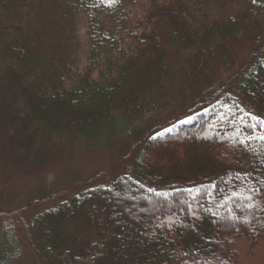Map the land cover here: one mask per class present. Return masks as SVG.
I'll return each mask as SVG.
<instances>
[{
  "label": "trees",
  "instance_id": "1",
  "mask_svg": "<svg viewBox=\"0 0 264 264\" xmlns=\"http://www.w3.org/2000/svg\"><path fill=\"white\" fill-rule=\"evenodd\" d=\"M187 1L59 0L54 32L66 44L56 53L35 29L41 0H0L7 161L38 168L58 136L134 141L107 183L28 218L57 195L40 185L19 210L0 212V264H18L25 249L34 264H264V20L247 1L232 23L195 29L179 21ZM239 23L259 32L229 83L208 97L193 91L165 124L144 120L181 95L163 46L185 65L203 50L225 56Z\"/></svg>",
  "mask_w": 264,
  "mask_h": 264
},
{
  "label": "rangeland",
  "instance_id": "2",
  "mask_svg": "<svg viewBox=\"0 0 264 264\" xmlns=\"http://www.w3.org/2000/svg\"><path fill=\"white\" fill-rule=\"evenodd\" d=\"M247 1L251 2L249 8H256L260 18L264 20V0H188L186 2L188 10L182 14L179 21L195 29H201L212 22H218L221 26L225 20L235 21L233 19L235 12L242 9V6L245 10L246 5L243 3ZM58 5L59 0H41L38 5V12H33L35 29L39 33L45 32L44 36L49 38L45 43L56 47V53L60 51L62 45L66 44V39L62 37L61 33L59 32L58 35L54 32V30L58 32L55 28L60 13ZM257 19L255 18V21ZM4 22L7 23V20L4 19ZM173 23L174 20L169 19L160 28V37L166 38L169 31L167 29L172 28ZM242 27V24L239 23L237 28L240 31L235 39L225 41L227 55L219 56L216 54L210 57V53H207V59H204L203 50L199 52L201 59L195 63L189 60L185 65L184 62H181V58L170 51L167 45H164L163 50L168 61L175 69V81L181 95L175 102L160 103L159 108L146 115L144 120L152 116L153 124H165L184 113L189 103L186 98L192 97L193 91L208 97L216 89H221L227 85L232 73L237 71L249 56L254 36L259 32L257 29L251 30L244 27L243 29ZM224 40L225 38L222 41ZM79 63L82 67L86 66V61L81 56ZM38 140L45 141V139L37 138L34 139V142L36 143ZM133 142L129 133H124L116 144L88 143L79 136L73 138L58 136L54 138L52 143L48 140V145L45 148L47 156L42 159L40 166L34 169L24 167L15 169V166L11 164L12 161H7L8 158L3 155V151H0V212L8 213L12 209L14 212L19 210L21 202H23L22 206L26 203L24 198L36 195L34 192L40 185H43L44 188H55L54 191L57 195L54 199L47 200L44 204L35 207L36 210H28L27 212L30 213L28 218L40 214L49 207H54L59 202H65L72 195L85 191L96 184L107 183L113 175L120 173L121 171L117 170H123L124 164H126L121 159L123 156L121 148L126 152ZM35 143L33 144L35 145ZM31 144L32 142L28 146ZM23 235L21 231L17 232V241L22 240ZM33 253L25 249L18 264L37 263L38 258L36 259Z\"/></svg>",
  "mask_w": 264,
  "mask_h": 264
},
{
  "label": "snow or ice",
  "instance_id": "3",
  "mask_svg": "<svg viewBox=\"0 0 264 264\" xmlns=\"http://www.w3.org/2000/svg\"><path fill=\"white\" fill-rule=\"evenodd\" d=\"M111 2H113V3H114V2H116V0H111ZM261 138H262V139H264V137H261Z\"/></svg>",
  "mask_w": 264,
  "mask_h": 264
}]
</instances>
